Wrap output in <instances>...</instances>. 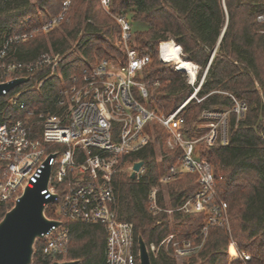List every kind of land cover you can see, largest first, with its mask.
<instances>
[{"label": "trees", "instance_id": "1", "mask_svg": "<svg viewBox=\"0 0 264 264\" xmlns=\"http://www.w3.org/2000/svg\"><path fill=\"white\" fill-rule=\"evenodd\" d=\"M63 1L0 0V32L32 30L58 13ZM262 12L264 0H112L110 12L104 10L100 0H71L66 17L57 26L47 32H34L13 50L12 57L21 60L34 59L49 49L63 55L60 71L23 94L27 106L42 108L53 105L59 89L70 83L73 74H80L83 67L102 56L121 52L114 43L121 27L116 14L129 17L136 45L152 53V60L143 71L144 80H160L159 85H150L151 106L168 112L194 89L185 74L159 59L161 40L173 38L189 59L181 54L180 57L201 66L195 84L210 62L199 91V95L207 94L206 98L202 102L193 99L186 118L189 121L198 117L205 108L230 109L228 143H202L199 148L202 156L214 165L218 193L228 202L231 233L212 226L202 249L185 259L184 264H241L237 253L230 255L231 237L240 249L251 253L247 264H264V21L257 18ZM135 22L140 24L134 26ZM176 63L181 68L179 61ZM49 72V65L40 67L30 72V80L17 88L37 85ZM232 95L247 104L245 114L239 118L232 110L235 105ZM7 102L8 96H0V114L5 108L21 113L11 109ZM159 134L163 146L165 131L160 130ZM164 152L162 166L166 169L175 161V155ZM131 156L145 161L144 174L137 179L128 171H121L115 175V184L121 214L134 223L137 253L139 234L148 244L159 243L172 226L167 212L153 215L148 209L150 186L159 183L161 173L155 144ZM196 180L195 173L186 172L168 182L171 203L177 204L194 191L198 187ZM160 201L165 203L163 191ZM11 204L0 200V219ZM159 218L161 222L157 221ZM204 222L203 212L173 213L174 229L180 237L195 235ZM69 227L68 251L46 255L36 243L33 264H50L62 258L79 259L77 264H105V226L72 220ZM150 256L152 264H178L165 248Z\"/></svg>", "mask_w": 264, "mask_h": 264}, {"label": "built area", "instance_id": "2", "mask_svg": "<svg viewBox=\"0 0 264 264\" xmlns=\"http://www.w3.org/2000/svg\"><path fill=\"white\" fill-rule=\"evenodd\" d=\"M70 1L64 0L58 13L32 30L5 32L0 38V83L22 75L31 78L30 72L50 66V72L37 85L4 88L0 95L8 96L7 105L21 112L16 114L5 108L0 114V200L12 203V207L25 188L34 186L49 165L48 180L41 192L45 197L53 194L57 197L45 203V214L61 222L37 236L34 247L39 243L46 255L64 254L70 242L69 221L101 223L107 231L105 264H140L139 251L136 253L135 249L134 223L121 214L115 175L121 171L131 174L134 163L143 160L131 155L159 142L160 130H164L165 149L175 155V161L161 171L159 183L150 186L148 209L153 215L203 212L205 222L193 236L180 237L170 231L159 243L151 242L147 246L153 255L165 248L176 259L184 261L202 249L212 226L231 233L228 202L218 193L214 165L199 149L201 141L228 143V111L203 109L201 117L214 121L201 136L191 134L186 110L191 100L202 102L206 98L207 94L199 95L204 74L198 84H195L196 77L187 78L194 89L172 110L167 112L151 106L150 85L157 86L160 80L143 79V71L152 55L132 44V23L125 14L114 15L121 26L117 45L120 53L102 56L83 67L80 74H73L70 83L59 89L53 105L27 106L23 94L60 71L63 55L49 49L34 59L21 60L12 57L13 50L34 32H47L57 26L66 17ZM111 1L100 0L106 10L110 9ZM257 18L264 21V12ZM169 40L176 42L173 38L159 42V59L173 62L175 70L187 73L176 67L174 58L167 59L169 54L163 50L162 43ZM180 54L189 59L183 48ZM232 96L236 102L232 110L239 118L245 114L246 104ZM145 170L144 161L135 177L139 179ZM186 172L197 175L198 187L175 205L169 199L162 203V186ZM56 203L60 208L55 215L53 205ZM230 245L235 247L241 264H247L251 253L240 249L233 237Z\"/></svg>", "mask_w": 264, "mask_h": 264}, {"label": "water", "instance_id": "3", "mask_svg": "<svg viewBox=\"0 0 264 264\" xmlns=\"http://www.w3.org/2000/svg\"><path fill=\"white\" fill-rule=\"evenodd\" d=\"M224 29L216 48L221 41ZM209 64L205 69L204 76ZM29 79L30 75H22L13 78L11 81L0 83V95L4 88L11 89ZM143 162V160H138L134 163V170L131 172L132 177L136 176V171L140 169ZM49 170L50 166L47 165L43 175L34 186H27L14 205L1 217L0 264H30L37 236L47 232L53 225L60 224V220L49 218L45 214V203L57 197L56 194L45 197V194L41 192L46 186ZM138 251L140 264H152L147 242L142 234L138 235ZM78 262L79 259H54L50 264H77Z\"/></svg>", "mask_w": 264, "mask_h": 264}, {"label": "rangeland", "instance_id": "4", "mask_svg": "<svg viewBox=\"0 0 264 264\" xmlns=\"http://www.w3.org/2000/svg\"><path fill=\"white\" fill-rule=\"evenodd\" d=\"M106 12H110V9L109 10H106V9H104ZM138 24H140V23H138V22H135L134 23V26H138ZM143 26V25H142ZM5 34V31H1L0 32V38L3 36ZM135 34H134V29H133V41H132V44H134V45H136L137 43H135L136 41H135ZM114 43H115V45L117 46V45H119V32H117L116 33V36H114ZM137 46V45H136ZM139 49H141L139 46H137ZM151 55H152V53H151ZM169 63H171V65H172V67H173V62H169ZM196 63V62H195ZM197 65H198V72H197V75H196V78H197V76H198V73H199V70H200V68H201V66L197 63ZM179 66L181 67V68H183L182 66H181V64L179 63ZM181 68H179V69H181ZM207 68V67H206ZM184 69V68H183ZM183 69H181V70H183ZM183 71H186L185 69L183 70ZM187 72V71H186ZM188 73V72H187ZM187 73H185V75L186 76H188L187 78H189V79H191V76H189ZM204 74V73H203ZM258 84V83H257ZM259 85V84H258ZM196 100V102H198V100L197 99H195ZM238 100H240V101H244L245 102V104H246V101L245 100H243V99H238ZM191 102H192V100H191ZM191 102L188 104V107H189V105L191 104ZM235 104H236V102H235ZM235 106V105H234ZM233 106V107H234ZM188 107H187V110H188ZM246 108H247V104H246ZM213 109H219V110H226V111H228V114H227V116H228V118H229V115H230V109H228V108H213ZM187 110H186V112H187ZM163 111H165V110H163ZM246 111V110H245ZM212 121H214V119H211V118H206V119H204L203 117H201V115H199L198 117H192L191 119H189V121H188V124H189V127H190V132H191V134H193L194 136H201L205 131H207L208 130V127H209V124L212 122ZM202 143H204L203 141H201L200 142V144H199V146L202 144ZM200 149V148H199ZM164 151H166V149H165V144H163V146L161 145V140L159 141V142H156L155 143V153H156V158H157V162H158V164H159V168H160V170L162 171L163 169H164V167L162 166V160H163V158H164V156H165V152ZM163 187V193H164V199H165V201H167V199H169V197H170V192H169V188H168V185H163L162 186ZM168 201H170V200H168ZM54 207H55V215L56 214H58L59 213V204L58 203H56V204H54L53 205ZM169 215V223H170V225L172 226V229H171V231H175L176 232V230L174 229V223H173V213H169L168 214ZM158 220H160L159 222H161V219L159 218ZM157 220V221H158ZM177 233V232H176ZM229 250H230V255L233 257V255L235 256V254L237 253L236 252V249H235V247H233V246H231L230 245V248H229ZM137 257L139 258V252H138V255H137ZM63 259H66V258H62L61 260H63ZM177 260V263L178 264H184V261H182L181 259H176ZM30 264H33V258H32V262L30 263Z\"/></svg>", "mask_w": 264, "mask_h": 264}, {"label": "bare ground", "instance_id": "5", "mask_svg": "<svg viewBox=\"0 0 264 264\" xmlns=\"http://www.w3.org/2000/svg\"><path fill=\"white\" fill-rule=\"evenodd\" d=\"M162 46L165 53L169 54L167 55V59L174 58L175 60L179 61V63L181 61L182 67L188 72V74L192 78L196 77L198 65L192 60H185L180 57V52L182 48L178 43L169 40V41H164L162 43ZM176 67L178 66L176 65Z\"/></svg>", "mask_w": 264, "mask_h": 264}]
</instances>
